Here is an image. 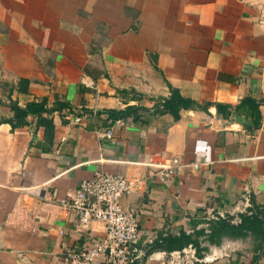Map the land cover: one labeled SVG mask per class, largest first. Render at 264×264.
<instances>
[{
  "label": "crops",
  "instance_id": "obj_1",
  "mask_svg": "<svg viewBox=\"0 0 264 264\" xmlns=\"http://www.w3.org/2000/svg\"><path fill=\"white\" fill-rule=\"evenodd\" d=\"M169 88L191 104L178 120L155 113ZM30 103L50 136L35 115L12 128L9 106ZM131 106L148 112L104 113ZM172 158L169 181L121 198L138 221L130 264L181 249L264 264V236L212 229L257 210L264 222V0H0V264H67L105 237L66 206L80 184Z\"/></svg>",
  "mask_w": 264,
  "mask_h": 264
},
{
  "label": "built area",
  "instance_id": "obj_2",
  "mask_svg": "<svg viewBox=\"0 0 264 264\" xmlns=\"http://www.w3.org/2000/svg\"><path fill=\"white\" fill-rule=\"evenodd\" d=\"M180 161L172 158L165 166L149 169L142 177H123L104 172L82 182L66 206L73 209L81 228L90 222L103 224L105 237L92 246L78 252L70 251L65 256L67 264H130L132 245L138 238V221L135 214L125 210L121 198L142 192L147 182L169 181L179 167ZM194 169L198 163H193ZM198 260L191 250L172 251L166 254L164 264H195Z\"/></svg>",
  "mask_w": 264,
  "mask_h": 264
},
{
  "label": "trees",
  "instance_id": "obj_3",
  "mask_svg": "<svg viewBox=\"0 0 264 264\" xmlns=\"http://www.w3.org/2000/svg\"><path fill=\"white\" fill-rule=\"evenodd\" d=\"M169 97L166 99H162L160 102L159 109L155 111V113H165L168 112L174 118V120L179 119V111L181 109H187L191 106V104L185 100L178 90L169 88ZM243 103L251 105L256 115H258V106L257 103L252 100H244ZM210 107L214 108H222L220 105L207 104L201 107L204 111H208ZM10 110L13 112V119L10 121L12 128L23 126L26 124V118L29 115H35L37 117V124L43 125L45 128L46 136H50L53 132V124L52 121L48 120L45 116L46 109L42 104L38 103H30L24 108L19 107L17 104H11L9 106ZM148 112L147 109L141 107H127L122 111L109 110L104 111L108 115V118L112 121L116 120H125L131 115L133 116V121H136L141 112ZM262 212L259 210L252 212L249 216H240V223H237L233 220V218H227L224 220H219L215 225H213V231H220L222 229H233L236 232L243 233L245 231L251 232L253 234H257L260 236H264V222L260 217ZM186 246L195 245L194 241H190L187 238L184 239V236L180 238ZM184 239V241H183ZM181 248V247H180ZM182 250V249H181Z\"/></svg>",
  "mask_w": 264,
  "mask_h": 264
}]
</instances>
